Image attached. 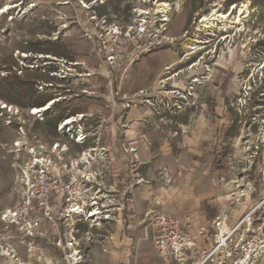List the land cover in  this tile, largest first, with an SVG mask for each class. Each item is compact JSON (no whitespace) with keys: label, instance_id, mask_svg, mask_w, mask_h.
I'll return each mask as SVG.
<instances>
[{"label":"rangeland","instance_id":"374dc122","mask_svg":"<svg viewBox=\"0 0 264 264\" xmlns=\"http://www.w3.org/2000/svg\"><path fill=\"white\" fill-rule=\"evenodd\" d=\"M12 1L24 2L27 14L0 19V264H76L74 258L87 264L92 248L106 251L98 239L109 236L108 222H122L111 233L142 232L153 243L160 216L191 217L196 226H209L238 191L264 188V78L258 76L264 66V0H249L245 33H199L203 50L188 61L186 45L221 0L172 3L166 35L174 44L151 52L133 35L143 18L139 10L151 12L155 24L157 0H99L90 10L80 1L93 0H3L0 7ZM246 1L225 0L220 12ZM113 30L121 34L116 41ZM102 31L112 38L106 46ZM108 54L116 57L112 64ZM196 63L201 66L192 68ZM195 74L204 91L193 82ZM175 86L194 89L181 110L167 103V90ZM53 101L48 112L31 115ZM78 114L89 118L97 136L83 147L69 143L70 151L95 149L92 171L101 177L103 214L109 210L111 220L78 225L73 258L40 242L29 253V242L16 238L1 218L19 202L10 147L20 125L49 145L59 137L58 122ZM65 231L69 240L67 226ZM49 251L58 259L46 258Z\"/></svg>","mask_w":264,"mask_h":264},{"label":"built area","instance_id":"2783aa9c","mask_svg":"<svg viewBox=\"0 0 264 264\" xmlns=\"http://www.w3.org/2000/svg\"><path fill=\"white\" fill-rule=\"evenodd\" d=\"M94 2L97 5L99 0L89 4ZM80 4L85 6L83 1ZM14 6L15 11L10 10L5 16L27 14L24 2ZM5 9L0 7V12ZM172 9L171 5L166 17L163 13H156L157 20L153 26L150 25L151 12L139 15L143 18L133 36L143 49L151 52L174 44V40L166 35ZM114 31L111 32L115 36L113 39L107 38L108 35L105 37L103 31L100 33L99 39L104 46L110 43V39L116 41V35H121ZM132 31H127L125 39L131 38ZM120 59L123 61L122 56ZM106 60L112 64L116 57L108 54ZM174 75L175 78L178 74ZM193 90L192 86L188 92L177 86L170 88L166 93L172 95L168 105L181 110L193 97ZM126 107L137 108L134 105ZM34 110L30 112L32 116H36ZM70 121L74 122L69 124ZM88 121L89 118L82 114L61 120L56 125L59 137L49 145L32 138L22 125L17 128V137L9 153L19 202L18 206L6 210L1 218L7 229L16 232V238L29 242V253L34 254L36 250L32 246L40 242L63 252L66 257L72 256L71 249L74 244L78 246L77 237L73 234L78 225L92 221L99 226L101 221L111 220L109 210L103 214L107 209L104 204L107 194L101 188V177L92 171V162L96 159L90 152L95 149L82 154L70 151L69 143L83 147L93 140L91 137L97 136ZM260 175L264 186V165L260 167ZM247 190H240L243 192L234 201L221 204V210L213 216L209 226H196L191 217L160 216L154 226L157 233L152 239L163 264H264V188ZM243 193L249 198L242 197ZM237 207H242V211ZM95 213L100 215L91 218ZM66 226L70 229L69 240ZM66 247H69L68 252ZM42 251L44 249L40 253ZM77 261L79 264V259Z\"/></svg>","mask_w":264,"mask_h":264},{"label":"bare ground","instance_id":"6f19581e","mask_svg":"<svg viewBox=\"0 0 264 264\" xmlns=\"http://www.w3.org/2000/svg\"><path fill=\"white\" fill-rule=\"evenodd\" d=\"M176 2L177 5L180 4V0H158L157 1V8H156V13H163L164 17L167 16L170 7L172 5V3ZM225 0H221L218 3H215L212 5L211 9H210V14L205 15L203 17V20L201 21V26H199L196 30V39L192 40L190 43H188L185 47V52L188 53L189 58L186 59V61L190 60L192 56H195L197 53L201 52L203 49L200 46L202 43L198 40L199 39V33L201 32H208V31H213V32H225L226 34L229 33L230 31H236V32H241V33H245L247 30L245 29V19H247L250 15V1L247 0L246 2H242L240 4H235L234 6L232 5V8L229 9L228 12L226 13H221L220 9L223 7ZM85 4V6H83V8L85 9H91L92 6H95V2L90 4H87L85 2H83ZM6 9L3 10L2 12H0V19H2V17L6 14L9 13L10 10H13L16 6H14V3H7L4 6ZM33 7V6H32ZM138 12H140V16L146 14L147 12L143 11V10H139ZM228 38V37H227ZM194 46V47H193ZM204 48V47H203ZM245 48V47H244ZM194 52H193V51ZM26 55H24L25 57ZM187 57V56H186ZM179 61V60H178ZM185 59L182 62H178L176 65H181V64H185L186 63ZM201 66V63H196L195 65H193L192 68L194 67H199ZM173 68V67H172ZM169 69V68H168ZM203 70V69H201ZM213 77V75H211L209 78L211 79ZM194 78H196V80L194 81V83H198L201 90H205L206 85H204V83L201 82V79H198V74H195ZM57 101H53L51 103H47L46 105H44L43 107H39V108H34V114L38 115V114H44L46 112H48L51 107L56 103ZM3 109H8L7 105H4ZM74 121H70V123H72ZM243 192V191H242ZM242 192H238V193H242ZM242 197H247L249 198L248 194L243 193L241 195ZM100 213H95L93 215H91V218H95L96 216H99ZM69 247H71V245H68ZM69 247H66V250H69ZM73 254V252H72ZM75 255V254H74ZM2 256H10L8 254L2 255ZM68 257V256H67ZM72 257V256H70ZM73 258V257H72ZM74 261H76L78 264L77 259L74 258ZM68 264L69 261L67 260Z\"/></svg>","mask_w":264,"mask_h":264},{"label":"crops","instance_id":"0c3cea01","mask_svg":"<svg viewBox=\"0 0 264 264\" xmlns=\"http://www.w3.org/2000/svg\"><path fill=\"white\" fill-rule=\"evenodd\" d=\"M130 207L132 206L130 205ZM129 219L131 220L132 216ZM123 220L126 223V220ZM117 223L121 224L122 222ZM117 223L108 222L107 224L109 229L114 231ZM130 224L134 225L135 223L130 221ZM110 230L106 240L98 239L100 244L107 248L106 251L99 247L92 248L90 251L91 258L87 264H163L153 247V243L144 239L142 232L136 236H127L122 232L111 233ZM48 257L58 259L53 251L46 253V258Z\"/></svg>","mask_w":264,"mask_h":264}]
</instances>
